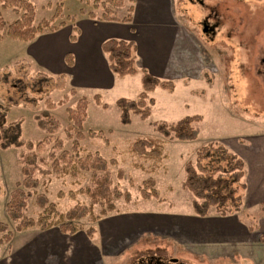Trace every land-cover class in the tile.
I'll return each mask as SVG.
<instances>
[{
  "label": "rangeland",
  "instance_id": "obj_1",
  "mask_svg": "<svg viewBox=\"0 0 264 264\" xmlns=\"http://www.w3.org/2000/svg\"><path fill=\"white\" fill-rule=\"evenodd\" d=\"M30 1L37 7L36 24L53 19L59 0ZM126 1L125 8L118 11L122 17L127 15L131 6V2ZM165 7L169 16L160 20L170 29L168 35L171 40L170 43L168 41L169 76L164 79L173 80L176 89L173 93L157 90L152 94L156 100L152 115L147 120L135 116L128 126L120 124L115 102L119 98H137L142 92L139 77L124 79L111 92L78 89V94L77 91L72 94L75 89L69 77V83L65 79L50 77L31 64L27 58L28 43L11 38L0 40V111L6 115L7 121H22L24 141H41L49 135L38 126L37 117L50 112L60 122V130L53 135L46 149L40 151L41 156L48 160L49 150L56 139L63 141L64 150L71 151L74 138H70L67 132V108H75L80 98L87 97L90 105L82 145L92 154L98 153L108 161L117 162L110 164L109 169L114 186L123 195L115 200L117 210L96 224L97 233L93 240L83 234L84 240H88L78 245L79 248L70 238L59 243L53 240L36 241L35 256L18 261L11 255L9 264H86L95 262L99 255L98 264H129L134 261L131 258L133 246L146 250L155 247L152 243L156 241V236L171 235L185 241L184 244L179 242L183 249L179 255L187 264H264L261 258H247L248 250L244 249L241 241H232L225 247L218 246L217 251L215 245L198 243L196 240L199 238H194L195 229L192 231L189 226L196 220L193 214L194 196L184 188L186 165L195 159L196 151L202 146L218 142L242 156L245 148L240 147L239 150L236 145L245 144L264 133V0H168ZM81 8L93 10L92 4L84 0L65 1L63 12L54 20V25L68 24V17L78 14ZM97 13L102 15L101 10ZM3 14L9 22L18 18L12 10ZM206 21L210 26L215 25L214 34L203 31ZM96 94L109 104V109L96 105L93 101ZM61 101L65 103L62 106L59 105ZM194 115L203 116L199 125L200 135L195 141H168V158L164 167L156 173L147 174L134 168L135 160L129 152L132 141L146 136L160 138L154 131L156 122H176ZM90 131H103L105 136L95 139L89 135ZM23 150L0 148V222L8 224L13 237L18 232L16 224L6 213V206L15 184L23 179L19 164ZM50 166L49 162L44 167L50 170ZM120 170L123 172L121 178ZM150 177L156 179L162 201L143 198V182ZM40 178L49 182L41 186L39 192H46L61 212L72 209L78 203L89 205V197L80 190L93 186L90 172L78 178L68 176L59 179L54 174ZM246 207L233 218H242L247 226L255 227L254 235L247 237L252 244L263 243L264 229H259L258 220L263 213ZM100 211V207L95 208L96 215ZM40 212L35 198L30 199L26 214L36 219ZM167 212L173 214L176 226L133 229L142 224L158 223L162 214ZM219 216L220 212L213 209L209 218L212 220ZM80 224L85 228L91 226L88 219ZM35 231L39 232L37 229L28 232ZM212 231L224 233L226 228L218 225ZM108 233L116 238L120 234L123 236L118 241H112L114 239ZM6 246L0 244V254L5 252ZM66 248H69L67 253L63 252ZM241 253L245 257L242 258Z\"/></svg>",
  "mask_w": 264,
  "mask_h": 264
},
{
  "label": "trees",
  "instance_id": "obj_2",
  "mask_svg": "<svg viewBox=\"0 0 264 264\" xmlns=\"http://www.w3.org/2000/svg\"><path fill=\"white\" fill-rule=\"evenodd\" d=\"M59 0L56 12L52 20H43L36 24L37 7L30 0H0V40L11 38L13 40L29 43L39 35L47 32H56L66 23L54 25V20L63 12L64 2ZM83 1V0H79ZM92 4L93 10L81 8L78 14L68 17L69 23L74 25V31L78 33L75 24L79 17L88 16L97 21L130 23L133 20L135 0H129L132 4L127 9V15L120 16L119 10L125 8L126 0H84ZM12 10L17 15L14 21H7L3 12ZM102 15H98V11ZM76 36L72 37L75 40ZM102 51L107 56L110 70L119 78L134 76L142 72V92L136 99L119 98L115 105L119 111V122L128 126L133 123L135 116L141 120H147L152 115L156 104L152 96L158 89L173 93L176 84L173 80L162 79L152 75L146 69H139L137 65V46L133 41L110 39L102 44ZM69 65H73V56L67 57ZM72 94L76 91L72 90ZM96 105L102 109H109V104L103 102L102 96L97 94L93 97ZM64 105L62 101L59 105ZM90 100L82 97L78 100L75 108H67L69 125L68 136L74 138L71 151L64 150V143L56 139L49 150V159L41 156L40 151L46 149L53 135L60 130V122L50 113L44 112L38 116V126L45 131L49 137L41 141H24L22 121L8 122L6 115L0 111V148L24 149L19 156V164L23 179L15 184L6 206L8 217L16 224V231L25 232L30 229L48 231L58 228L61 233L73 236L84 232L89 238L97 233L96 224L110 213L117 210L116 199L122 197V192L114 186L110 164H117L115 160L108 161L102 155L87 151L82 145L85 139L83 133L84 123L88 118ZM203 116L194 115L184 117L176 122L159 121L154 124V131L158 137H138L130 143L129 152L133 156L134 168L147 174H153L164 167L168 156L166 146L168 141L190 142L195 141L200 135L199 125ZM74 133V135H73ZM92 138L104 137L103 131H90ZM195 159L186 165V178L184 188L193 196V209L201 217L210 215L215 209L220 215L225 216L241 211L243 207V194L246 190L244 178L246 176V165L243 159L231 151L227 146L218 142H209L195 153ZM51 163L50 170L44 166ZM91 173L93 186H88L80 193L86 194L89 205L78 203L72 209L61 212L58 206L51 202L46 194L40 193L39 188L46 185L40 176L47 178L54 174L56 178H78L83 173ZM123 172L119 171V177ZM143 198L147 201L159 200L160 191L157 181L150 177L143 182ZM130 199V194H126ZM76 197V196H75ZM35 198L41 209L37 218L29 217L26 213L29 200ZM130 202V201H129ZM100 207L99 215L95 214V208ZM88 219L91 226L85 228L80 222ZM13 233L8 224L0 222V244H10Z\"/></svg>",
  "mask_w": 264,
  "mask_h": 264
},
{
  "label": "crops",
  "instance_id": "obj_3",
  "mask_svg": "<svg viewBox=\"0 0 264 264\" xmlns=\"http://www.w3.org/2000/svg\"><path fill=\"white\" fill-rule=\"evenodd\" d=\"M167 1L135 0L133 4V20L130 23L97 21L89 17H80L75 24L78 33L74 31V25L68 23L56 32L41 34L34 41L28 43L27 58L31 60L32 65L50 77L65 79L66 82H68L69 77L75 91L78 89H92L100 92H111L117 89L119 83L128 77H139L138 81L142 85V72L134 76L119 78L110 70L107 56L102 51V44L110 39H120L135 42L139 69H146L152 75L162 79L167 78L169 76L167 74L169 68L168 41L170 43L171 40L168 34L171 31L160 20L164 16H169L168 13H165L168 11L165 7ZM74 35L76 36L75 40L72 39ZM69 55L73 56L72 66L67 62ZM48 72L56 75L53 76ZM236 146L239 150L240 147L246 150V152H241L242 156L239 155L246 165V176L244 178L246 190L243 194V207L241 211L225 216L221 215L216 219L210 220V215L201 217L193 209L194 213H192L195 215L194 217L197 221L194 220L189 226L192 231L195 229L193 231L194 238H199L196 240L198 243L215 245L217 251L218 246L225 247L227 246L226 244L232 243V241L238 243L241 241L245 246L244 249L248 250L247 258L254 256L264 260V242L259 241L252 244V240L247 238L254 235L256 232L255 227L247 226L242 218H233L234 215L242 213L246 206L248 210H259L263 213L258 218L260 223L259 229H264V133L258 138L250 139L245 144H238ZM172 216V213L168 214L167 212L166 214H162V219L158 223L151 225L142 224L133 227V229L142 226H162L165 228L176 226L177 223H175ZM218 225L225 227L226 231L224 233L221 231L214 233L212 228ZM207 229L210 232L207 231L206 233ZM28 231L19 232L14 235L12 242L7 244L5 252L0 254V264H9L11 255L17 258L18 261L35 256L34 242L36 241L40 243L42 241L53 240L59 243L61 242L60 240L66 241L70 238L73 239L77 248H79L78 245L84 244L88 240H84L83 234L85 237L87 236L84 232L70 236L61 233L58 228L44 232L38 230L39 232L35 231L32 233ZM105 231L106 229H104ZM242 234H244V238L241 237ZM108 235L114 239L112 241H118L117 239L123 236V234H120L116 238L109 233ZM94 237L90 239L93 240ZM157 237L156 241L152 243L155 247H148L147 249L158 248L167 251L173 256L182 257L179 255L180 250H183L180 247V243L184 244L185 241L178 239L177 235ZM256 243L259 244L255 248ZM261 245L263 251L260 250ZM85 246L87 245L85 244ZM68 251L69 248H66V251L64 249L63 252L67 253ZM142 251L145 250L139 249L138 246H133V255ZM99 256H97L95 262L86 264H98L100 260ZM235 256L237 257V254ZM241 257L245 256H242L241 253Z\"/></svg>",
  "mask_w": 264,
  "mask_h": 264
},
{
  "label": "flooded vegetation",
  "instance_id": "obj_4",
  "mask_svg": "<svg viewBox=\"0 0 264 264\" xmlns=\"http://www.w3.org/2000/svg\"><path fill=\"white\" fill-rule=\"evenodd\" d=\"M204 25L208 26L207 33L212 32L214 34L216 30L215 25L210 26L209 21L204 22ZM212 28H214V30ZM131 258H134V261L129 264H187L181 258L173 256L167 251L158 248L138 252Z\"/></svg>",
  "mask_w": 264,
  "mask_h": 264
},
{
  "label": "water",
  "instance_id": "obj_5",
  "mask_svg": "<svg viewBox=\"0 0 264 264\" xmlns=\"http://www.w3.org/2000/svg\"><path fill=\"white\" fill-rule=\"evenodd\" d=\"M207 29H208V26L207 25H204V32L207 33ZM214 30V28H212ZM263 64H264V61H263Z\"/></svg>",
  "mask_w": 264,
  "mask_h": 264
}]
</instances>
